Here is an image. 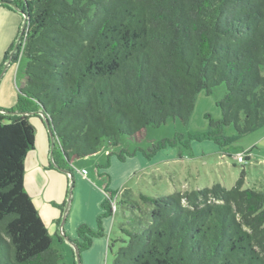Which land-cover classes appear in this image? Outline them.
<instances>
[{"label": "trees", "instance_id": "1", "mask_svg": "<svg viewBox=\"0 0 264 264\" xmlns=\"http://www.w3.org/2000/svg\"><path fill=\"white\" fill-rule=\"evenodd\" d=\"M2 2L22 7L28 22L17 100L0 112V264H66L24 187L35 135L29 113L48 117L58 169L106 149V162L95 167L110 197L109 174L99 169L112 155H134L121 136L140 143L148 126L186 123L202 90L225 86L218 125L241 135L264 123V0ZM175 140H150L141 151L150 157ZM244 180L242 169L230 188L214 181L140 193L139 201L123 194L126 239L112 264H264V191ZM101 206L98 229L80 224L69 238L78 260L112 215L108 198Z\"/></svg>", "mask_w": 264, "mask_h": 264}, {"label": "rangeland", "instance_id": "2", "mask_svg": "<svg viewBox=\"0 0 264 264\" xmlns=\"http://www.w3.org/2000/svg\"><path fill=\"white\" fill-rule=\"evenodd\" d=\"M21 32V30H20ZM17 40L13 43V48ZM15 61L11 63L13 77L16 83L20 82L26 57L18 51ZM264 75V68L262 70ZM225 92L223 83L215 86L210 93L200 91L195 98L194 107L186 123L179 118H169L159 126H148L145 140L135 143L121 136V145L130 152L128 161L121 163L116 156L109 157V173L111 178L108 187L116 192L115 210L107 220L110 237L108 247L99 257L96 248H86L79 252L77 260L75 250L71 255L63 253L62 261L66 264H112L115 252L123 244L126 235L120 227L126 225L125 217L129 210L121 205L120 189L128 188L126 198L139 201V194L162 196L171 194L176 190H187L210 186L214 181H219L226 188L232 187L239 177L242 169L245 171L243 187L264 191V123L251 131L238 135L232 126L218 125L220 109L217 101ZM176 138L174 143L158 150L153 156L146 157L141 149L149 145V141ZM243 153L245 160L238 162L236 155ZM115 158V159H114ZM107 160L106 149L90 158H80L72 164V171L82 166L97 180L95 163ZM116 161V162H115ZM76 166V167H75ZM127 166L128 172H120L117 167ZM75 185L69 177V185L65 203H68L74 193ZM120 195V196H119ZM117 202V203H116ZM66 205V204H65ZM142 207H146L140 203ZM125 215V216H124ZM102 221V220H101ZM121 224V225H120ZM55 247L56 245L53 244Z\"/></svg>", "mask_w": 264, "mask_h": 264}, {"label": "crops", "instance_id": "3", "mask_svg": "<svg viewBox=\"0 0 264 264\" xmlns=\"http://www.w3.org/2000/svg\"><path fill=\"white\" fill-rule=\"evenodd\" d=\"M7 1L11 2L13 0ZM21 10L22 7H16L14 4L9 3L4 4V2L0 0L1 110L12 108L17 100L18 85L13 77L11 63L8 57L10 47L17 40L23 24V13ZM29 121L34 126L35 135L34 146L27 152L25 157L24 187L38 210L49 234L53 236V244H55L58 249H61L63 253L65 252L67 255H71V253H74L73 246L63 237L62 242H60L57 236H61L60 233L63 232L68 238H77V227L80 224H86L93 230L98 229L97 220L99 214L103 212L101 204L105 199V191L103 190L104 182L98 177L96 170L97 180L101 181L100 187L99 183L97 184L95 179L90 176L87 171L85 174L81 172L82 169H85L84 167L78 165L77 167L75 166L77 170L72 171V164L75 160L71 164H63L60 161L65 168L58 169L53 164V152L59 149V145L56 139H54V141L51 140L49 130L43 117L39 112H32L29 113ZM110 157H115V155ZM56 158L60 159L58 156ZM119 161L125 164L128 159ZM97 163L103 164L101 160L96 162L95 166ZM109 166L107 168H100L99 172H107L111 178L110 174L112 173L108 171ZM117 168L123 173L130 170L127 166H124V168L123 166H119ZM66 169H68L70 173L66 172ZM69 177L72 180V185H75V191L69 202L66 203L63 208L57 205H63L66 201ZM127 190L128 188L123 187L119 190V194L123 195L128 192ZM110 217L111 215L102 219L101 225L103 234L93 237L89 246V249L92 247L97 249L99 257L104 253L107 247L109 250L111 247L109 244L110 237L105 235V231L109 233L110 228L107 220Z\"/></svg>", "mask_w": 264, "mask_h": 264}, {"label": "built area", "instance_id": "4", "mask_svg": "<svg viewBox=\"0 0 264 264\" xmlns=\"http://www.w3.org/2000/svg\"><path fill=\"white\" fill-rule=\"evenodd\" d=\"M23 15V24H22V27H21V32L19 33V36L17 38V43L15 44V48H12L10 49V52H9V60L11 58H13L15 56V53L18 51L20 54H22L23 52V46H24V39H25V35H26V31H27V27L25 24V21L27 20V17H26V14L25 12L22 14ZM236 160L238 162H242L245 160V157L243 155V153H238L236 155ZM81 172L83 174L86 173V170L85 169H82ZM116 197H117V194H115L114 196L110 197L106 192H105V198H108L109 201H110V204H111V208H112V211L115 210V201H116Z\"/></svg>", "mask_w": 264, "mask_h": 264}, {"label": "water", "instance_id": "5", "mask_svg": "<svg viewBox=\"0 0 264 264\" xmlns=\"http://www.w3.org/2000/svg\"><path fill=\"white\" fill-rule=\"evenodd\" d=\"M21 12L22 13H24V10H21ZM27 20L25 21V24H27ZM0 112H4L3 110H1L0 109ZM37 112H39L40 114H41V116L43 117V119H44V122H45V124H46V126H47V128H48V130H49V135H50V138H51V140L52 141H54V139H55V135L53 134V132L51 131V129H50V124H49V119H48V117L44 114V113H42L41 111H37ZM32 113V112H31ZM66 172H69L68 170H65ZM70 173V172H69ZM61 234V236L63 237V238H65L66 239V241H68L72 246H73V248H74V250H75V254H76V257H77V260H78V254H77V251H76V248H75V246H74V244H73V242L63 233V232H61L60 233ZM79 261V260H78Z\"/></svg>", "mask_w": 264, "mask_h": 264}]
</instances>
